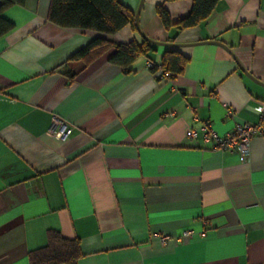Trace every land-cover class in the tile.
<instances>
[{"label":"crops","instance_id":"1","mask_svg":"<svg viewBox=\"0 0 264 264\" xmlns=\"http://www.w3.org/2000/svg\"><path fill=\"white\" fill-rule=\"evenodd\" d=\"M120 1L138 11L140 32L60 27L51 0L2 12L14 29L0 36V264H30L49 229L79 240L78 264H264V138L243 158L213 149L200 129L224 135L260 119L264 0H219L179 32L156 8L177 22L192 0ZM175 34L189 63L159 79L146 63L160 64ZM144 36L156 51L130 73L110 62L114 47L64 64L96 38ZM56 117L73 129L65 140L50 132Z\"/></svg>","mask_w":264,"mask_h":264},{"label":"trees","instance_id":"2","mask_svg":"<svg viewBox=\"0 0 264 264\" xmlns=\"http://www.w3.org/2000/svg\"><path fill=\"white\" fill-rule=\"evenodd\" d=\"M218 1L192 0L193 5L189 14L177 22L172 21L163 5H158L156 10L167 30L175 29L179 32L205 21L214 11ZM24 2L25 0H1L0 36L14 29V24L2 16L3 10L13 4ZM48 19L63 28L89 29L106 34H115L127 25H131L135 31H141L136 23L135 13L120 0H51ZM175 38L176 34L169 40L172 45L164 51L160 64L154 63L150 68L152 72L155 73L161 67L164 72L169 73L170 78H176L185 72L189 57L185 56L174 44ZM158 43L146 36L140 44L135 41L115 44L106 39L96 38L71 55L64 64L92 59L106 49L114 47L115 50L109 57L110 62L121 66L124 72L130 73L131 64L139 57L149 56L150 53L156 51ZM66 74L73 78L75 72L68 70ZM47 240L45 246L29 253L30 264H78L82 251L77 238H66L60 231L49 229Z\"/></svg>","mask_w":264,"mask_h":264},{"label":"built area","instance_id":"3","mask_svg":"<svg viewBox=\"0 0 264 264\" xmlns=\"http://www.w3.org/2000/svg\"><path fill=\"white\" fill-rule=\"evenodd\" d=\"M153 65L154 63L151 61H147L146 63V66L149 69L153 67ZM155 74L159 79L170 78L169 73L164 72L161 67L158 68ZM259 109L260 119L258 122L239 123L231 131L224 135L219 134L210 122H204L200 129L205 140L212 143L213 149L221 151H238L241 153L243 158H246L252 139L256 136L264 138V102L259 104ZM50 132L59 139L65 140L72 134L73 129L62 119L56 117L50 127ZM186 136L190 139L197 137V130L192 127L187 128ZM183 235L190 236L192 235V231L188 229L183 232ZM155 236L158 237L162 243L170 238V236L166 234H157Z\"/></svg>","mask_w":264,"mask_h":264},{"label":"water","instance_id":"4","mask_svg":"<svg viewBox=\"0 0 264 264\" xmlns=\"http://www.w3.org/2000/svg\"><path fill=\"white\" fill-rule=\"evenodd\" d=\"M135 19H136V23H137V25H139V23H138V11H137V13H136V15H135Z\"/></svg>","mask_w":264,"mask_h":264}]
</instances>
